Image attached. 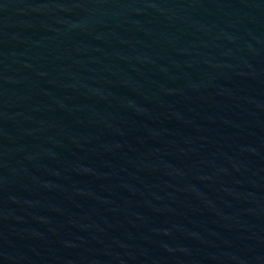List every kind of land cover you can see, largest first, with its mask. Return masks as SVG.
<instances>
[{"label":"water","instance_id":"1","mask_svg":"<svg viewBox=\"0 0 264 264\" xmlns=\"http://www.w3.org/2000/svg\"><path fill=\"white\" fill-rule=\"evenodd\" d=\"M0 264H264V0H0Z\"/></svg>","mask_w":264,"mask_h":264}]
</instances>
